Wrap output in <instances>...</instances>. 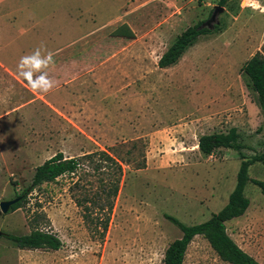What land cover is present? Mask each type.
Returning <instances> with one entry per match:
<instances>
[{
	"label": "rangeland",
	"instance_id": "374dc122",
	"mask_svg": "<svg viewBox=\"0 0 264 264\" xmlns=\"http://www.w3.org/2000/svg\"><path fill=\"white\" fill-rule=\"evenodd\" d=\"M218 1L11 0L13 7H0V20L12 27L27 13L28 56L42 46L41 59L52 66L51 44L29 37L54 22L45 34L54 50L72 43L76 51L75 59L54 60L59 92L45 88L43 100L14 103L23 88L12 83L11 115L0 122V202L19 196L34 169L58 153L72 158L106 151L122 161L123 171L103 236L75 205L71 175L43 183L19 209L0 213L2 235H26L32 223L61 242L58 250H21L0 236V264H162L165 249L181 237L166 216L190 226L223 208L235 185L238 155L216 149L204 156L197 142L201 135L236 128L244 156L264 152V113L241 73L264 42V0ZM216 6L223 8L215 23L221 29L199 36L176 65L160 69L157 61L176 36L208 21ZM122 24L132 39L112 35ZM42 69L31 66L21 77L31 85ZM32 97L27 88L20 100ZM248 174L264 182V165L254 163ZM244 195L249 206L225 224L226 233L264 264V197L251 183ZM183 264L227 263L196 236Z\"/></svg>",
	"mask_w": 264,
	"mask_h": 264
},
{
	"label": "trees",
	"instance_id": "16d2710c",
	"mask_svg": "<svg viewBox=\"0 0 264 264\" xmlns=\"http://www.w3.org/2000/svg\"><path fill=\"white\" fill-rule=\"evenodd\" d=\"M226 1L219 0L218 4L223 6ZM203 23L202 21L192 25L176 36L159 57L157 66L160 69H166L176 65L186 51L196 43L199 36L215 33L221 29L220 25H214L212 30L200 29ZM112 35L127 39H132L134 36L126 24L118 26ZM241 73L246 79L247 87L255 94L259 109L264 113V42L261 51L256 52L244 62ZM197 148L204 156H210L216 149L236 152L240 162L235 185L223 208L202 223L187 226L171 216H166L167 220L178 226L181 237L171 242L165 249L162 264H183L187 248L196 236L205 239L222 262L258 264L227 235L225 224L241 217L247 210L249 200L244 195L247 184L251 183L256 186L264 197V182L251 179L248 174L250 166L254 163L264 165V152L250 158L244 156L241 152L243 145L238 141L236 128H230L225 133L212 132L201 135L198 138ZM121 162L106 151H96L72 158H64L61 153H58L34 169L30 185L17 196L20 200L10 207L9 212L19 209L26 196L43 183L54 182L63 175H71L74 181L70 190L73 191L75 205L80 208L83 220L94 229H101L100 234L103 236L119 191L123 174ZM143 167L144 161L138 163L135 168ZM90 177L95 180L90 181ZM30 225L31 231L26 235L3 234L2 236L12 241L21 250H58L61 247V242L57 237L38 229L32 223Z\"/></svg>",
	"mask_w": 264,
	"mask_h": 264
},
{
	"label": "crops",
	"instance_id": "0c3cea01",
	"mask_svg": "<svg viewBox=\"0 0 264 264\" xmlns=\"http://www.w3.org/2000/svg\"><path fill=\"white\" fill-rule=\"evenodd\" d=\"M12 2L11 0H0V7L11 8L13 7ZM5 4H7V6ZM40 6L41 5H38L37 8ZM26 14V12H22L23 16H26ZM23 16L18 18V23H15V27H12L8 22L5 23L4 21L0 20V113L4 111V113L0 115V122L4 116L8 118L11 115L10 106L12 103V83L16 84L17 82L19 88L22 86L23 93H18L20 94V99L25 96L27 88L33 95L29 101L22 102L19 99L14 103H35L39 99L43 100V95L47 93L46 91H43L45 88L52 90L54 92L53 94H55L59 92L58 88L62 87V85L58 84V75L52 74V72L54 73L53 70L57 68V63H55L54 60H58L59 58L75 59L76 51H71L75 48V46H71L72 43L54 50L52 36L50 39L46 38V31H49L50 28L53 30L55 25H58V23L55 22L50 27L44 26V29L41 28L42 34L36 33L35 36H33L34 39L29 37V40L32 43L51 44L50 51L52 52L49 55V58L53 60L52 66H48L46 63H44L43 59H41V54L45 52L39 51L43 48L42 46L38 48L39 52L34 51L30 56H28L24 52L26 44L28 43L26 39V34L28 33L25 29H23L26 26V21L24 20ZM23 38L25 41L24 45H22V42H24L22 40ZM55 42H59V39H56ZM31 66L34 70L42 67L43 72L38 77H36L33 84L28 85L26 82H24L21 76L25 75L28 72V68H31ZM71 85L68 84L67 90L71 89ZM52 91H49V93H52ZM53 94L51 96H53Z\"/></svg>",
	"mask_w": 264,
	"mask_h": 264
},
{
	"label": "water",
	"instance_id": "95a60500",
	"mask_svg": "<svg viewBox=\"0 0 264 264\" xmlns=\"http://www.w3.org/2000/svg\"><path fill=\"white\" fill-rule=\"evenodd\" d=\"M222 11H223L222 7H220V6L214 7V9H213V11L211 13V16L209 17L208 21H205L203 24H201L199 28L200 29L201 28H206L208 30H212L214 25L217 24V22H216L217 15L219 13H221ZM19 200H20V197H16V198H14L12 200L0 202V213L1 214L8 213L10 207L13 206L14 204H16ZM0 236H2L1 232H0Z\"/></svg>",
	"mask_w": 264,
	"mask_h": 264
},
{
	"label": "bare ground",
	"instance_id": "6f19581e",
	"mask_svg": "<svg viewBox=\"0 0 264 264\" xmlns=\"http://www.w3.org/2000/svg\"><path fill=\"white\" fill-rule=\"evenodd\" d=\"M252 6H253V8H257L258 7L257 4H256V2H253V5Z\"/></svg>",
	"mask_w": 264,
	"mask_h": 264
}]
</instances>
